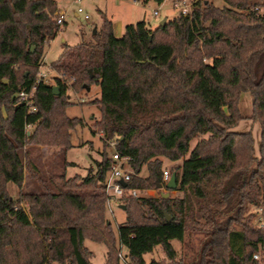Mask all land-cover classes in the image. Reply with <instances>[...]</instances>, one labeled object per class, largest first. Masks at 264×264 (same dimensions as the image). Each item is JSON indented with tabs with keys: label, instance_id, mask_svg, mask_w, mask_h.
I'll return each mask as SVG.
<instances>
[{
	"label": "trees",
	"instance_id": "obj_1",
	"mask_svg": "<svg viewBox=\"0 0 264 264\" xmlns=\"http://www.w3.org/2000/svg\"><path fill=\"white\" fill-rule=\"evenodd\" d=\"M222 1L200 0L191 16L154 29L129 24L120 37L102 16L90 42L63 46L50 65L57 74L51 84L36 75L60 27L56 1L0 0V264H92L87 240L105 247L104 264H120L118 247L130 264H146L157 246L166 261L149 264L264 262V229L249 212L264 210V0ZM92 85L100 89L93 133L116 141L115 151L129 158L125 190L156 189L160 159L177 163L180 196L125 193L117 237L105 219V154L94 172L57 192L21 191L25 147L71 149L81 120L66 115V91ZM21 91H33V112L17 98ZM242 93L251 100L247 117ZM245 119L259 124L258 151L250 131H233ZM192 236L193 255L178 257L172 242Z\"/></svg>",
	"mask_w": 264,
	"mask_h": 264
},
{
	"label": "rangeland",
	"instance_id": "obj_2",
	"mask_svg": "<svg viewBox=\"0 0 264 264\" xmlns=\"http://www.w3.org/2000/svg\"><path fill=\"white\" fill-rule=\"evenodd\" d=\"M216 6H223L222 0H210ZM165 5L159 11V16L154 17L152 12L157 8L152 2L142 3V0H61L58 3V11L65 12L63 24L53 39L45 46L44 56L41 66L38 69L36 78L42 79L53 84L52 79L57 76L56 72L51 70V63L57 60L63 46H74L81 41L90 42L92 36L96 35L101 26V17L107 16L116 23L117 19L123 22L135 24L145 22L151 29L156 28L163 19L173 20L176 15L173 11H166ZM81 8L83 13L74 16L77 9ZM84 15L88 19H84ZM106 17V18H107ZM107 18V19H108ZM108 19V20H109ZM95 31V34L93 32ZM114 31H116L114 29ZM24 72V71H23ZM57 93L59 94L58 90ZM57 94V95H58ZM100 89L97 85H92L89 91L84 89H71L66 91L67 109L66 115L69 118H78L81 120L72 132L70 142L72 148L65 151L58 147H47L37 145H27L24 149V175L21 191L23 193H39L45 187L57 192L63 188V184L79 177L84 179L89 173L95 170V161H100L102 154L107 158L113 153V148L109 142L101 139V135L93 133V124L99 119L100 112L92 102L95 98H99ZM240 110L243 116H249L251 113V100L248 93H242L240 96ZM27 134H30L33 127H27ZM234 132L250 131L254 140V148L258 151L260 142V128L258 123H254L248 119L242 120L233 129ZM196 141L191 142V148L194 147ZM162 161L161 170L173 173L177 163H173L165 158ZM141 176H146L145 170ZM167 191L161 189H148L140 191L142 197H158L161 193ZM14 198L17 197L18 190L12 187ZM171 197L180 196L177 191L169 192ZM114 215L108 210L105 213V219L108 220L117 237V227L125 221V214L117 205L113 207ZM264 210L250 208L249 212L254 213L252 224L256 228H260V224L264 223ZM173 248L176 250L178 257L190 258L197 248V239L192 236L186 238L184 243L172 242ZM85 246L93 253L92 264H104L106 249L102 244L85 241ZM118 257L120 264H130L127 259L126 249L118 247ZM144 261L149 264L151 261L165 262V257L161 247L157 246L152 253L144 255ZM263 264V263H262Z\"/></svg>",
	"mask_w": 264,
	"mask_h": 264
},
{
	"label": "built area",
	"instance_id": "obj_3",
	"mask_svg": "<svg viewBox=\"0 0 264 264\" xmlns=\"http://www.w3.org/2000/svg\"><path fill=\"white\" fill-rule=\"evenodd\" d=\"M200 0H162L160 4L156 5L157 8L153 10L152 14L154 17L159 16V11L165 7L166 4H168V7H166V11H173L176 13V15L173 17V19L178 18H185L192 15L194 8L196 4ZM83 13V10L81 8H78L76 11V15L79 16ZM66 16L65 12H60L58 15V18L56 20V23L58 25L63 24L64 17ZM84 19H88L87 15H84ZM32 93H25L24 91H21L17 94V98L24 102L28 107H30L31 111H34V108L32 107L31 97ZM110 146L113 148V153L109 156L111 160V166L108 171L107 177L104 182V191H105V199H106V210L111 214L112 213V205L120 203V200L122 196L127 193L130 194L134 198L142 197L140 194V190L137 189H129L125 190V188L122 186L123 183H127L131 179V171L129 168V158L127 157H121L116 151L115 146L117 144L116 141H110ZM170 174L167 171L162 172V189L165 190V185L168 182L170 178ZM260 229H264V223L260 224ZM255 260H259L260 257L258 254H255L253 256ZM264 264V262H263Z\"/></svg>",
	"mask_w": 264,
	"mask_h": 264
},
{
	"label": "water",
	"instance_id": "obj_4",
	"mask_svg": "<svg viewBox=\"0 0 264 264\" xmlns=\"http://www.w3.org/2000/svg\"><path fill=\"white\" fill-rule=\"evenodd\" d=\"M165 19H163L159 25H163L165 23ZM93 34H95V31L93 32ZM91 73V72H89ZM53 91H54V94L57 95V87H53ZM86 91H89V88L87 87L86 88ZM123 187H126V184L125 183H121ZM177 187V181H176V174L173 172L168 180V182L166 183L165 185V189L168 190V191H174ZM156 189L157 190H161L162 189V185L161 184H158L156 185ZM163 196L165 197H168L169 196V192H166V193H161ZM122 210H124V207L122 206ZM167 220H169V217H167Z\"/></svg>",
	"mask_w": 264,
	"mask_h": 264
},
{
	"label": "crops",
	"instance_id": "obj_5",
	"mask_svg": "<svg viewBox=\"0 0 264 264\" xmlns=\"http://www.w3.org/2000/svg\"><path fill=\"white\" fill-rule=\"evenodd\" d=\"M56 1V3H57V7H58V3H59V1H61V0H55ZM74 16H77L76 15V13H74ZM107 17V16H106ZM108 18V17H107ZM109 19V18H108ZM110 20V19H109ZM111 22H112V27H113V32H114V35L116 36V37H120L122 34H123V31H124V27L125 26H127V25H129V24H131V23H127L128 21H125V22H123L121 19H117V21H116V23L115 22H113L112 20H110ZM114 29L116 30V31H114ZM50 43V42H49ZM117 205V207L120 209V210H122V205L120 204V203H117V204H113L112 205V215H114V210H113V207L114 206H116Z\"/></svg>",
	"mask_w": 264,
	"mask_h": 264
}]
</instances>
